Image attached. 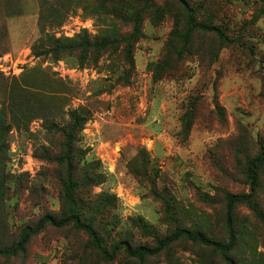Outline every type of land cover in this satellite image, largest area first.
Returning a JSON list of instances; mask_svg holds the SVG:
<instances>
[{"label": "rangeland", "instance_id": "obj_1", "mask_svg": "<svg viewBox=\"0 0 264 264\" xmlns=\"http://www.w3.org/2000/svg\"><path fill=\"white\" fill-rule=\"evenodd\" d=\"M186 1L196 25L215 26L230 41L189 31L182 6L166 0L143 13V38L132 49L121 43L84 66L75 55L35 49L48 50L46 36L128 39L133 26L103 11L113 0H0V112L10 128L0 138V249L15 247L43 217L63 216L66 169L54 160L62 138L48 126L65 125L70 110L89 119L77 145L81 164L97 163L104 177L90 194L113 197L110 227L98 226L109 251L121 242L155 247L177 229L227 243L228 199L251 192L249 163L264 155V0ZM122 2L115 8L123 13L131 2ZM166 8L172 14L163 16ZM177 20L198 51L181 59ZM258 173L254 200L234 210L235 264H264V165ZM0 264L226 263L186 240L145 262L124 253L109 262L85 232L47 226Z\"/></svg>", "mask_w": 264, "mask_h": 264}, {"label": "trees", "instance_id": "obj_2", "mask_svg": "<svg viewBox=\"0 0 264 264\" xmlns=\"http://www.w3.org/2000/svg\"><path fill=\"white\" fill-rule=\"evenodd\" d=\"M123 0H113V3L109 6L103 7V11L108 13L117 19L128 22L133 26V31L128 39H124L123 35L94 38L87 34L78 37L77 39H57L55 37L46 36L49 45L48 50L40 52L35 49V54L52 55L56 59L63 58L64 54L75 55L81 63L86 64L97 63L104 55L112 56L117 50V46L121 43H128L127 46L131 48V40L137 42L143 38V22L142 19L144 12L160 11V6L164 5L166 0H130L131 3L126 4L128 8L117 9L119 6L123 8ZM184 9L188 15L187 28L193 32L195 29H202L208 33L216 34L223 43H228L230 40L224 32L215 26L208 25H196L195 12L186 0H176ZM129 4H132L130 6ZM117 5V6H115ZM117 7V8H115ZM165 10V14H172L168 8ZM124 11L130 12L129 15H123ZM175 27L177 30L180 28V23L177 20ZM183 30L180 28L177 36L179 39L185 37L186 43L181 48H177V54L180 59L188 53L193 55L198 51L191 52L192 48L189 47L190 35H184ZM126 37V36H125ZM132 49V48H131ZM182 61V60H181ZM133 65L132 60L130 66ZM188 116V114L186 115ZM191 118V117H190ZM88 116L84 110H70L69 121L62 127H57L55 123H51L48 126L49 131H54L61 136L60 150L61 153L54 157V160L61 166L65 167L66 172L61 179L62 187V206L64 214L61 218H57L51 215L43 217L36 226L27 227L24 232L22 240L15 247L0 249V257L4 258H16L21 253L25 252L26 246L32 237L39 234L47 226L53 228H65L73 226L76 230L85 232L90 237L93 245L103 255L105 260L111 262L116 259L120 253H124L126 257L130 259H136L140 262H145L146 259L156 257L164 251L170 249L174 244L179 241L186 240L195 244H199L205 247L212 248L219 251L226 264H235L231 257L236 244L237 233L234 224V210L238 204L252 203L256 192L260 186V179L258 168L264 165V155L258 156L250 161L248 166V179L250 182L251 192L249 194H237L231 195L227 204V226L229 230V239L227 243H221L210 240L206 235L200 232H192L186 229H177L169 237L160 240L155 247L138 246L133 247L127 242L119 243L112 251H109L103 244L104 237L100 235L98 226L110 227L109 223H105L106 209L112 203L113 197L104 193L101 196L92 197L90 190L93 187L104 183V177L99 172L100 168L97 163H91L90 165H82L84 161V151L78 148L80 143L81 134L84 130L85 124L88 122ZM10 128L7 126L5 117L0 112V138L1 135H6ZM190 128L184 129L185 133L189 134ZM48 158L45 159H49ZM82 163V164H81ZM257 215H261L260 210H256Z\"/></svg>", "mask_w": 264, "mask_h": 264}]
</instances>
